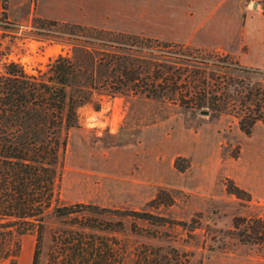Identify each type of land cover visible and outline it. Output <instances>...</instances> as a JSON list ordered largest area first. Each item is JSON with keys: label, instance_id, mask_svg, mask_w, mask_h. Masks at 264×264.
<instances>
[{"label": "rangeland", "instance_id": "rangeland-1", "mask_svg": "<svg viewBox=\"0 0 264 264\" xmlns=\"http://www.w3.org/2000/svg\"><path fill=\"white\" fill-rule=\"evenodd\" d=\"M177 7L179 0L161 9L159 0H0V70L16 61L35 73L69 53L35 18L119 27L157 38L150 50L177 60L168 64L178 71L177 90L195 95L193 104L205 100L193 111L177 96L101 95L98 107L81 106L53 200L73 212L47 219L39 264H60L75 244L90 263L155 264L158 252L163 264H264V121L250 133L239 125L247 113L264 118V67L175 42L174 29L191 25ZM104 13L109 22L99 19ZM19 240L15 264H32L35 233Z\"/></svg>", "mask_w": 264, "mask_h": 264}, {"label": "trees", "instance_id": "trees-1", "mask_svg": "<svg viewBox=\"0 0 264 264\" xmlns=\"http://www.w3.org/2000/svg\"><path fill=\"white\" fill-rule=\"evenodd\" d=\"M106 14L99 19L109 22ZM33 26L46 30V35L53 34L61 43L68 42L70 51L57 55L35 73L16 61L6 62L0 70V261L10 259V264H15L19 254L20 236L30 232L36 235L32 264H39L47 219L68 218L73 212L72 205L54 204L53 200L61 175L60 158L70 131L79 127L81 106L92 103L98 107L101 95L177 96L181 107L192 111L205 104L204 97L193 104L195 95L177 90L178 71L168 65L177 60L150 50L157 38L119 27L40 17L33 20ZM245 116L239 120L245 133H250L257 121H264L252 113ZM233 184L231 181L230 192L239 195L242 189ZM86 206L92 214L99 212L98 206ZM93 224L89 227L94 228ZM79 249L73 245V256L66 254L60 264H102L103 259L90 263ZM153 255L152 262L163 264L158 252Z\"/></svg>", "mask_w": 264, "mask_h": 264}, {"label": "crops", "instance_id": "crops-1", "mask_svg": "<svg viewBox=\"0 0 264 264\" xmlns=\"http://www.w3.org/2000/svg\"><path fill=\"white\" fill-rule=\"evenodd\" d=\"M163 2L159 0L160 9ZM179 2L180 7L175 9L185 20L182 23L190 19L191 25L179 24L174 29L171 36L175 42L220 52L247 66L264 67V21L261 19L264 12L261 2L254 0L251 5L247 0ZM160 9L157 11L159 16L163 12Z\"/></svg>", "mask_w": 264, "mask_h": 264}, {"label": "built area", "instance_id": "built-area-1", "mask_svg": "<svg viewBox=\"0 0 264 264\" xmlns=\"http://www.w3.org/2000/svg\"><path fill=\"white\" fill-rule=\"evenodd\" d=\"M253 1H254V0H251L250 5L252 4ZM255 1H257V2H261V1H264V0H255Z\"/></svg>", "mask_w": 264, "mask_h": 264}, {"label": "water", "instance_id": "water-1", "mask_svg": "<svg viewBox=\"0 0 264 264\" xmlns=\"http://www.w3.org/2000/svg\"><path fill=\"white\" fill-rule=\"evenodd\" d=\"M201 114H207V111L203 110L201 111Z\"/></svg>", "mask_w": 264, "mask_h": 264}]
</instances>
